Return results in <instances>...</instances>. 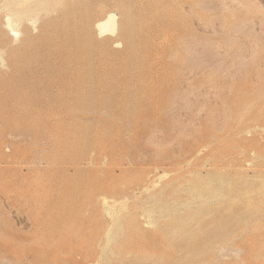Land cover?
<instances>
[{
	"label": "rangeland",
	"instance_id": "374dc122",
	"mask_svg": "<svg viewBox=\"0 0 264 264\" xmlns=\"http://www.w3.org/2000/svg\"><path fill=\"white\" fill-rule=\"evenodd\" d=\"M202 209L235 222L200 250L168 229ZM0 264H264V0H0Z\"/></svg>",
	"mask_w": 264,
	"mask_h": 264
},
{
	"label": "bare ground",
	"instance_id": "6f19581e",
	"mask_svg": "<svg viewBox=\"0 0 264 264\" xmlns=\"http://www.w3.org/2000/svg\"><path fill=\"white\" fill-rule=\"evenodd\" d=\"M68 11L70 12V10ZM67 16L65 17L67 18ZM131 16L132 15L129 13L125 14V24H124L125 28L123 31V36L127 42L128 48L130 49V51L134 56L136 53V49H135L136 45L134 44V38L136 36V23L134 22V19ZM65 17L63 19H66ZM116 19H115V14L113 12H107L101 19L97 20L95 23V28L98 32V35L101 36L106 33L115 32ZM65 21L66 20H64L62 22V25L60 26V29L63 31L64 34V38L61 43V48L66 49L69 47H75L79 50L81 55L78 58L77 64L79 66V72H82V70H84L85 60L90 58L91 55L90 46L92 45V43L90 40V27L86 24L84 15L74 16L68 22ZM79 101L80 100L78 98V100L75 102L76 106L73 108L78 110H84L89 106H96L97 104L100 103L104 104L107 107L114 106V101L110 97V95L108 96V98L104 97L102 99H95L92 93L89 92L86 98L82 100V104L79 105L78 104ZM141 108L138 107L137 105L127 106V108H125L121 112V114L123 116L133 115L134 111L136 110V118H137L140 112L143 111L144 109L142 105ZM82 131L83 130L81 129V132ZM82 141L84 142V144L89 143V141H86L85 138H83ZM186 188L187 191L190 192L195 199L199 200V202H204L209 197L218 196V195L220 196L223 194L222 189L219 185L212 186L208 181H198V182L189 181L187 183ZM204 211L207 212L206 210ZM204 211L203 209L198 210L196 212L188 211L186 212L185 215L183 214L181 217L173 216L171 220H175V224L174 227L172 228L173 230L168 229V232L172 236L178 233L184 234L185 236H187V238L194 239L195 244L200 247V250L205 249L213 241L216 240V236L220 229L228 228V227L230 228V226L234 224L235 217L232 216L221 217L222 214H219L218 212L212 217V221L210 222V224H207L203 220V216H205ZM210 225L212 226L210 227ZM75 233L83 234V232L79 229H76ZM201 241H204L202 243L203 245H201L200 243Z\"/></svg>",
	"mask_w": 264,
	"mask_h": 264
}]
</instances>
